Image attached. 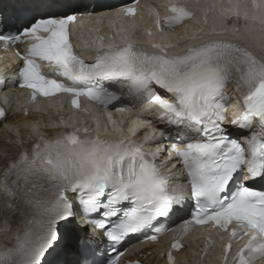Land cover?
Wrapping results in <instances>:
<instances>
[{"label":"snow or ice","instance_id":"obj_1","mask_svg":"<svg viewBox=\"0 0 264 264\" xmlns=\"http://www.w3.org/2000/svg\"><path fill=\"white\" fill-rule=\"evenodd\" d=\"M261 6L264 0L261 4L253 0L258 12ZM214 8L208 6L209 11ZM116 11L131 17L136 8L125 5ZM168 12L170 15L163 18L156 15L157 30H173L193 17L183 3L169 5ZM82 14L75 8L55 12L37 8L14 33L0 30L5 51L11 45L26 43L23 54L15 53L22 61L19 87L31 90L33 102L38 96L70 94L75 107H79L80 96L108 106L120 99L113 85L127 86L132 96L146 95L167 115V123L177 127L178 137L181 131L187 134L186 139L171 145L167 157L169 163L174 156L183 165L189 195L195 201L184 232L190 225L215 227L229 233L225 264L233 243L240 240L244 242L232 257L233 264H264V188L258 190L247 183L264 184V60L237 42L209 40L178 55L169 54L172 45L168 44L153 43L151 47L158 51L151 53L131 42L101 45L94 61L86 62L70 38V26ZM204 25L201 32L205 35L224 31L223 27H208L206 16ZM191 39L200 36L194 34ZM41 62L63 80L42 71ZM229 82L243 105L241 114L231 120L226 115L229 99L224 91ZM0 117L7 118L3 109ZM226 121L243 130L258 124L259 130L251 131L246 143H241L231 137ZM88 132L87 128H76L56 139L41 135L30 151L20 152L0 172V196L8 221L16 214L25 217L23 232L17 235L14 246L0 253V264H45L46 257H58L61 250L79 251L63 242L77 231H86L78 228L77 217L93 213L103 219H88L86 223L94 230H103L113 242L114 252L115 245L131 234L153 229L145 239L154 242L166 231L154 227L153 222L167 216L180 197L170 193L155 155L126 137L111 139ZM68 193L76 194L77 202ZM125 202L131 207L121 217L118 206ZM112 217L118 220L109 227L107 221ZM82 239L79 247L87 249L89 241ZM213 243L209 237L206 247ZM181 247L178 240L171 244L173 250ZM167 261L175 264L172 251L167 253ZM109 264H120L119 257L110 259Z\"/></svg>","mask_w":264,"mask_h":264},{"label":"bare ground","instance_id":"obj_2","mask_svg":"<svg viewBox=\"0 0 264 264\" xmlns=\"http://www.w3.org/2000/svg\"><path fill=\"white\" fill-rule=\"evenodd\" d=\"M155 1H157L159 7L153 6L151 3V0H145L143 2V6L145 8L139 7V14H137L136 16L129 17V16L117 14L115 17L109 18V23L110 24L112 23L111 25H113L115 29H119V30L126 29L128 32L127 36L130 38L128 41H130L131 37L133 36L137 37L139 35L138 30L141 27V16L142 15H144L145 13H148V15L150 14L151 17L156 18L157 14L159 15L161 14L160 6L163 3L173 4V3L183 1V0H155ZM230 1L232 0H187V3L191 7L196 8L198 11L209 14V19L211 20V22L213 24H216V23L224 22V19H220L218 17L217 11L213 13H209L208 6L215 4V5H218L220 10H222L223 8L229 9L233 7L235 4V3L234 4L232 3L233 5L230 4ZM236 1L237 2L239 1L237 4L239 5L238 6L239 11L233 12L232 10V14H236L237 16L241 15L239 17H241L242 20L239 21L241 26L239 30L235 32L234 36L237 35V37L240 38V40L245 41V43H247L248 45L255 47L257 49V52L262 53L264 49V30L260 29V27L258 26L260 24H264V12H261V9L259 10V12L257 11L253 14L251 10H249L248 12H245L244 10L245 6L243 4L249 3V7H250V4L252 3L253 0H236ZM35 3H36L35 0H0V8L5 12L7 11L9 7H12L13 9L25 7V8L32 9V11L34 9L39 8L41 11H44L48 9H54V8H58L61 6H65L68 4H74L75 2L72 0H48V1L41 2V4H38L37 7L34 8ZM236 22L237 21H235L234 23ZM96 25H97L96 23L87 22L81 25H77L76 27V32L80 33L83 39V40L78 41V43L81 47L88 48L86 49L88 53L96 47V44L95 45L91 44L90 38L88 37V33L86 36L85 32L87 28H90V26H96ZM150 27L154 33V36H153L154 40L156 39L160 40L163 38L164 40H169V41H173V39L181 40V39H185L186 37L190 36L192 33L191 31L186 29L180 35L173 37L172 35L166 34L163 30L162 31L157 30L156 26H150ZM229 34H231L230 31H229ZM153 39L150 36H147V38H145L147 43H151V40ZM51 103L55 104V100L51 101ZM22 104L26 105L28 103L24 101ZM42 104L46 106V103H42ZM30 107L34 108L35 105H30ZM44 110L48 113L51 120L57 123H60L61 118L65 114V112H63L60 108L54 109V108L46 106L44 107ZM90 119H92L91 115H88V117L86 116L87 121ZM104 120H105L106 126L109 127L108 122L106 121L105 118ZM66 122L68 123V122H73V121L66 120ZM40 125H42V123H38V127H36L32 122L27 121L23 111H21L20 113H12L8 116L5 126L7 127L15 126L13 127V129L19 130V131H23L22 129L26 128L25 129L26 135L24 136V138L22 137V134L21 136L17 137L18 140L21 139L20 142H17V146L10 144L9 143L10 141L6 140L5 138H0V146L3 152H7L8 150L12 148L10 150L11 154L9 156L6 157L5 155H3L1 157L0 172L4 170L7 162L15 159L22 150L31 148L30 143L34 137L41 136L42 134L45 133V130H42V128H40ZM44 127H46L45 124H44ZM2 132L5 133V135L8 136L9 139L12 136H15L13 135V133L8 132V130H4ZM111 132L112 134H115V135L119 134V132L117 131H111ZM148 138H150V136ZM76 224L78 225L79 229L87 230V227L84 225L82 220H79L77 218ZM9 225L11 226V229H12L13 228L12 221L9 223ZM0 227L4 228L1 225V222H0ZM199 231L200 230L195 231V233L191 235V239L200 235L201 232L199 233ZM84 232L85 231H77L75 235L71 239H69L67 244L73 245V247L76 248V243H77L76 238L82 236ZM170 237L171 236H168L161 243H166V241L169 240ZM13 244L14 243H12L9 246H12ZM156 251H159V248L149 249L146 252L139 253L138 255H136L134 259L140 260L141 262H143V264H146V263L147 264H166L164 258H162L161 256L155 257L158 255ZM149 254H153V255L156 254V255L153 256ZM78 258H79L78 251H74L71 249H65V250H61L59 256L55 257L49 264H54V262L55 264H74L76 260H78Z\"/></svg>","mask_w":264,"mask_h":264},{"label":"rangeland","instance_id":"obj_3","mask_svg":"<svg viewBox=\"0 0 264 264\" xmlns=\"http://www.w3.org/2000/svg\"><path fill=\"white\" fill-rule=\"evenodd\" d=\"M2 128L0 127V138H5L6 140H9L8 142L10 143V144H12V145H15V146H17V142H20L21 141V139H17V137L18 136H21V134H22V137L24 138V136L26 135L25 134V131H19V130H14L13 128H11V130H13L14 132H13V135H15V136H12L10 139L8 138V136H6L5 135V133H3L2 131ZM9 132V131H8ZM12 133V132H11ZM12 149V148H11ZM10 149V150H11ZM10 150H8L7 152H3L2 151V149H1V146H0V159H1V157L3 156V155H5L6 157L7 156H9L11 153H10Z\"/></svg>","mask_w":264,"mask_h":264},{"label":"water","instance_id":"obj_4","mask_svg":"<svg viewBox=\"0 0 264 264\" xmlns=\"http://www.w3.org/2000/svg\"><path fill=\"white\" fill-rule=\"evenodd\" d=\"M259 4H260V3H259ZM256 10H257V9H256ZM262 11L264 12V7L261 6V12H262Z\"/></svg>","mask_w":264,"mask_h":264}]
</instances>
